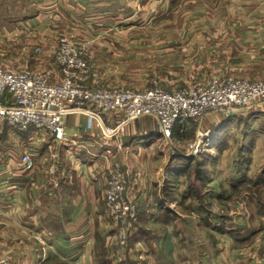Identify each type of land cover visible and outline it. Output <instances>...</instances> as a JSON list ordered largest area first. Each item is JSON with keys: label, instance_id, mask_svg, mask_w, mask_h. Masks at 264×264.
<instances>
[{"label": "crops", "instance_id": "0c3cea01", "mask_svg": "<svg viewBox=\"0 0 264 264\" xmlns=\"http://www.w3.org/2000/svg\"><path fill=\"white\" fill-rule=\"evenodd\" d=\"M11 1L22 8L24 0ZM28 1L34 11L0 35V64L9 70L60 80L54 53L66 37L86 45L97 74L88 87H105L99 84L104 75L126 81L132 61H152L143 70L153 68L150 88L169 91L228 74L264 80V0ZM123 117L115 111L102 116V124L116 125ZM64 126L63 139H56L0 123V264H264V203L240 193L222 207L224 180L212 178L218 168L203 182L204 192L212 188L208 197L216 213L183 211L162 199V181L163 192L176 198L182 178L163 170V139L152 116L137 118L114 138L88 127L79 112L66 115ZM24 152L35 163L30 171L20 163ZM113 169L123 173L125 196L138 210L123 254L103 204ZM231 177L225 182L232 186ZM162 209L169 212L166 221L159 218Z\"/></svg>", "mask_w": 264, "mask_h": 264}, {"label": "built area", "instance_id": "2783aa9c", "mask_svg": "<svg viewBox=\"0 0 264 264\" xmlns=\"http://www.w3.org/2000/svg\"><path fill=\"white\" fill-rule=\"evenodd\" d=\"M86 55L84 43L60 38L54 53V62L63 74L58 81H51L44 73L9 70L0 64V123L16 133L47 132L56 139H63L65 116L79 112L86 115L88 127L98 128L104 138H114L123 136L128 125L137 118L152 116L164 143L176 124L196 122L217 111L227 118L264 100V80L233 74L212 77L202 86L172 91L88 87L87 81L97 74ZM115 111H122L124 117L116 125L104 126L102 116ZM197 147V144L193 146V154ZM20 163L28 171L35 165L26 152L21 155ZM125 185L120 170L108 171L103 204L117 241L118 254L125 253L138 220L137 206L125 196Z\"/></svg>", "mask_w": 264, "mask_h": 264}, {"label": "rangeland", "instance_id": "374dc122", "mask_svg": "<svg viewBox=\"0 0 264 264\" xmlns=\"http://www.w3.org/2000/svg\"><path fill=\"white\" fill-rule=\"evenodd\" d=\"M5 1L0 2V35H3L2 31L4 29L9 31L16 25L14 24L16 20L23 18L25 13L29 14L34 11L28 0L21 3L22 8L17 7L19 4L16 5L11 0ZM2 43L0 41V45ZM102 60L106 61L107 58L104 57ZM151 66H153L152 61L143 63L132 61L128 69L134 71L129 76H125L128 77L126 81L123 78H114L113 82L112 79H107L104 75L99 80V84L105 87L110 85H118L115 87H119L122 85L136 91L139 90V83H142L143 88H150V83H153L152 80L154 79L153 68L145 73H143V70L144 67ZM6 69L10 68L6 67ZM149 72L151 73L148 74ZM144 75H146V78L142 77ZM204 117L208 118V121L200 125L199 121ZM204 117L196 122L176 124L168 140L164 141L163 153L161 154L162 161L165 164L163 170L174 171L175 176L177 174L179 178H182V181H180L179 187L177 186L179 195L176 198L164 193L163 184L166 185V183L162 181V186L160 185L162 187V199L169 200L168 202L177 205L183 211L189 208L198 209L199 212L216 213L219 209L211 208L212 204L208 197L213 193L212 188L210 190L209 187L205 186L206 190L204 192L203 182L205 176L208 178L207 173L209 170V173H212L218 168V171L220 170L219 174L213 175L212 178L216 181L224 180L220 181L221 193L227 199L221 198L222 207H225L224 201L240 193L251 195L248 196V199L256 198L259 201L258 205L261 202L264 203V183L260 179L261 171L264 168V100H259L245 111L227 118L220 111L207 114ZM214 140L215 144L211 145ZM195 144L198 147L197 152L193 154ZM183 149H188L190 153L184 155L185 153L178 152V150L185 151ZM230 175H232L231 178L234 177L233 179H235L232 186L230 181L225 182L230 180ZM174 185L172 188H175ZM217 201L215 199L213 203L218 204ZM168 216L169 212L162 209L159 218L166 221ZM180 224L182 223L180 222ZM183 227L187 229L186 224Z\"/></svg>", "mask_w": 264, "mask_h": 264}, {"label": "trees", "instance_id": "16d2710c", "mask_svg": "<svg viewBox=\"0 0 264 264\" xmlns=\"http://www.w3.org/2000/svg\"><path fill=\"white\" fill-rule=\"evenodd\" d=\"M260 179H262V182L264 183V168L261 171Z\"/></svg>", "mask_w": 264, "mask_h": 264}]
</instances>
